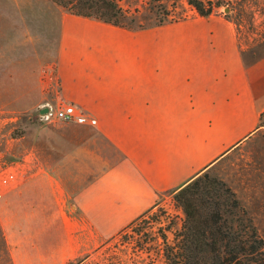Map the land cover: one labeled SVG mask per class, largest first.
Segmentation results:
<instances>
[{"label":"crops","instance_id":"0c3cea01","mask_svg":"<svg viewBox=\"0 0 264 264\" xmlns=\"http://www.w3.org/2000/svg\"><path fill=\"white\" fill-rule=\"evenodd\" d=\"M57 14L44 63L52 65L59 101L94 123L41 124L16 138L28 141L33 159L0 187V235L10 262L61 264L70 250L114 235L160 195L208 170L245 203L246 174L229 169L260 136L264 55L245 60L226 14L193 10L144 27L61 7Z\"/></svg>","mask_w":264,"mask_h":264},{"label":"rangeland","instance_id":"374dc122","mask_svg":"<svg viewBox=\"0 0 264 264\" xmlns=\"http://www.w3.org/2000/svg\"><path fill=\"white\" fill-rule=\"evenodd\" d=\"M115 2L121 10L118 23L122 27L176 21L191 16L194 10L185 0ZM58 9L51 0H0V175L6 170H13L17 178L24 173L26 164L32 162L33 152L27 149L28 141L16 138L46 124L36 120L37 104L59 101L52 65L44 63L53 50ZM215 11L225 13L233 22L245 60L264 55V0H230L228 5L219 6ZM259 124L260 136L249 149L239 151L229 172L237 177L239 172L246 174L240 184L247 200L239 202L264 240V116ZM208 174L217 176L214 170H208ZM2 186L6 185L0 183ZM247 186H253L255 192H246ZM157 202L153 216L88 248L70 250L71 257L61 264H105L106 257L112 254L123 264H160L157 228L168 223L164 232L170 239L179 227L181 213L173 207L168 193L160 195ZM162 211L166 215L156 220ZM92 236L86 233L85 238L91 240ZM30 237L42 240L44 235L32 233ZM0 264H12L1 235Z\"/></svg>","mask_w":264,"mask_h":264},{"label":"trees","instance_id":"16d2710c","mask_svg":"<svg viewBox=\"0 0 264 264\" xmlns=\"http://www.w3.org/2000/svg\"><path fill=\"white\" fill-rule=\"evenodd\" d=\"M199 16H208L230 0H185ZM66 12L92 17L118 25L121 14L115 0H51ZM262 56V55H261ZM259 57V56H258ZM253 58L252 60H254ZM251 61V60H250ZM173 207L181 213L178 229L170 239L166 225L157 228L160 238V264H264V240L235 193L217 176L202 172L170 195ZM158 202L131 220L124 229L147 216H153ZM166 211L156 215L164 218ZM112 236V237H113ZM105 264H123L114 254Z\"/></svg>","mask_w":264,"mask_h":264},{"label":"built area","instance_id":"2783aa9c","mask_svg":"<svg viewBox=\"0 0 264 264\" xmlns=\"http://www.w3.org/2000/svg\"><path fill=\"white\" fill-rule=\"evenodd\" d=\"M36 120L39 123H77L93 124V119L79 111L74 105L63 103L61 101L51 104L48 102L39 103L35 109ZM17 179L13 170H6L0 175V183L9 185Z\"/></svg>","mask_w":264,"mask_h":264}]
</instances>
